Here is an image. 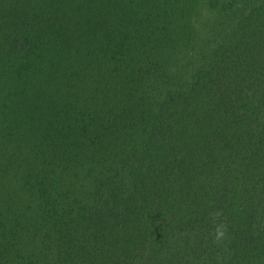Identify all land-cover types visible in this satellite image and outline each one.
<instances>
[{
	"label": "trees",
	"instance_id": "16d2710c",
	"mask_svg": "<svg viewBox=\"0 0 264 264\" xmlns=\"http://www.w3.org/2000/svg\"><path fill=\"white\" fill-rule=\"evenodd\" d=\"M0 264H264V0H0Z\"/></svg>",
	"mask_w": 264,
	"mask_h": 264
}]
</instances>
